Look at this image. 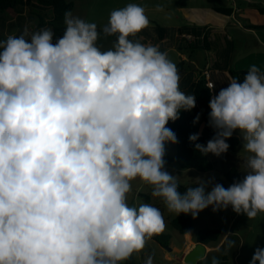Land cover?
Wrapping results in <instances>:
<instances>
[{"label":"clouds","instance_id":"clouds-1","mask_svg":"<svg viewBox=\"0 0 264 264\" xmlns=\"http://www.w3.org/2000/svg\"><path fill=\"white\" fill-rule=\"evenodd\" d=\"M63 23L55 39L50 28L25 26L0 40V264L128 261L165 229L159 208L129 203L134 183L177 216L195 219L209 207L249 220L264 213L260 67L251 65L242 82L229 77L211 96V139L189 136L201 155L219 157L239 131L248 153L243 179L225 188L197 177L182 194L178 176L165 170V146L178 143L167 125L196 107V95L180 89L165 52L130 39L149 26L144 8L129 3L110 13L103 32L117 39L108 50L97 46L95 23L71 11ZM250 264H264V248Z\"/></svg>","mask_w":264,"mask_h":264},{"label":"rangeland","instance_id":"rangeland-1","mask_svg":"<svg viewBox=\"0 0 264 264\" xmlns=\"http://www.w3.org/2000/svg\"><path fill=\"white\" fill-rule=\"evenodd\" d=\"M74 4V8L71 11L74 16H78L87 22H93L97 25V31H99V39L97 43H101V50H108L112 48L115 43V36L106 35L103 32V28L107 25L110 13L115 9H121L129 3H135L144 8L145 14L147 15L150 23L154 21L159 22V18H163V22L169 24V26H184V25H196L199 29L201 36L207 35L213 46L218 48L219 53L215 57L221 64L225 67L234 68L237 63L238 58L248 52L243 49L234 52L231 55H224L225 49L229 47L230 44H244V47L256 46V43L260 42L258 45L260 50H264L261 46V42H264V15L259 14V12L252 11L249 8V3L257 4L255 7H264V0H67ZM25 5L21 6L19 11L21 16H16L15 19L9 14H4L0 16V36H7L5 33V27L2 26L4 21H8L7 25H11V28H15L14 31L19 36L18 24L22 25L24 30L25 26L29 28L30 31H37L41 28L37 27L39 23V16L42 18L50 19L51 11L43 9L37 4L36 0H24ZM212 6L218 7H236L240 8V12L237 13L235 18H230L226 15H221L216 13ZM161 9H168L169 12L165 13ZM45 13V17L42 13ZM159 9V10H158ZM5 19V20H4ZM2 22V23H1ZM225 26V30L221 28ZM45 28V27H42ZM50 28V26H47ZM224 32V34H220ZM255 32V34H254ZM15 33V34H16ZM103 34V38L101 37ZM227 36V38H226ZM104 39V40H103ZM1 40V39H0ZM168 43L175 45L183 42L181 47L185 48L187 43L185 40L174 36L171 32L167 41ZM251 42V43H248ZM198 46L196 49L192 50L194 57L197 56L198 59L204 61L207 56L206 50L202 47V40H198ZM247 43V44H246ZM254 43V44H252ZM180 45H178L179 49ZM172 50L167 54L168 59H170L175 65L180 61L178 56V49ZM182 52L190 55L191 51L189 49H183ZM250 61H248L249 63ZM180 75V81L184 80V75ZM243 78V76L238 75ZM185 81V80H184ZM183 92L187 93V89L183 87L181 89ZM188 115V120L190 121L193 117V113L189 111H184ZM202 120V116L199 117ZM237 137L239 138L240 145L235 152H228L222 154L219 157L213 156V160L216 165L215 168L208 172H199L194 169H182L177 164L168 162L167 159L172 158L176 154V144H166V155L165 159V170L173 175H177L179 183L183 185H188L192 182H196L197 177L208 180L212 179L215 183L226 182L223 173L227 171L232 164L239 166L240 171L244 173L246 171L244 167V160L246 159L248 153L243 151L241 139V134L237 131ZM230 186L229 183H227ZM227 186V187H228ZM139 187V191L137 188ZM151 189L148 186H139L138 183L133 184V192L129 195V203H149L154 207L160 209L164 222V231L154 236L148 241L146 247L143 251L134 254L132 258L138 264H145V261L149 256L152 258V264H181L177 261V258H182L186 246L190 245L192 241L196 239L197 232L204 228H219L222 231L220 242L215 244H210L209 252L204 260H213V258L220 259L223 254L228 257V264H250V260L256 248H264V213L259 214L255 219L249 220L246 215L236 214L232 211L231 207L224 211L213 212L212 208H206L200 212L197 218L193 219L191 214H179L190 217L194 223V228L190 235H183L177 232L171 225L170 221L177 217L174 213H169L163 203L159 198H153L150 195ZM178 215V216H179ZM157 236L160 240L167 241V245L162 247L156 240ZM231 242V246L230 245ZM218 247V248H217ZM167 259H171L169 262Z\"/></svg>","mask_w":264,"mask_h":264},{"label":"trees","instance_id":"trees-1","mask_svg":"<svg viewBox=\"0 0 264 264\" xmlns=\"http://www.w3.org/2000/svg\"><path fill=\"white\" fill-rule=\"evenodd\" d=\"M37 4L43 9V12L45 10L51 11V17L50 19L42 18L39 16V23L37 24L38 28H42L45 26H50L53 33H54V39L57 37H60L63 34L64 31V13L66 11H72L74 8V4L72 2H69L67 0H36ZM25 2L24 0H0V13L2 14H9L13 18L18 16L20 13L19 9L21 6H24ZM214 10L217 11L220 14L230 16L232 14V8H226V7H214ZM257 11L259 14L264 15V7L261 6L257 8ZM40 12V9L37 13H42V15L45 17V13ZM20 24V23H19ZM190 27L183 26L178 29L179 34H189L186 39H183L186 41L187 46L185 48L181 49H189L190 51L197 48L193 44L188 43V39L191 40L190 34ZM173 29L168 27H163L162 25L154 22L153 26L147 27L146 29L142 30L140 33L137 34L135 37H131L130 39L139 41L143 44H152L154 46H157L161 52H165L169 47L164 44V41L166 38L169 37ZM116 36H115V42H116ZM202 47L204 50L208 51L210 50V43L206 40V35L203 37L202 40ZM184 60H181L176 66L178 68L179 73L183 71L184 69ZM210 65V64H209ZM206 65L210 72V78L213 82V85H215L214 91H210L211 89L208 88L205 78L201 75L200 79L197 82H193L191 86V94L196 95V105H200L203 107V113L202 117L203 120L208 124V115L210 112L209 108V100L212 95L216 94L217 90V83L212 75L210 66ZM205 66V67H206ZM205 67L203 69H205ZM202 73V71H201ZM231 77H235L237 79H240L238 74H241L240 76L245 75V72L242 71H232L229 72ZM241 81V79H240ZM242 82V81H241ZM198 116L197 111H194L192 119L188 120V115L181 111L180 118L176 120L175 122L169 121L167 127L173 130V132L176 134L178 143H176V154L174 157L167 159L168 162L177 164L182 169H194L199 172H208L215 168V161L213 160L212 154L208 155H201L199 152H197L194 148V144L189 141V136L191 134H199V121L197 123H193V121ZM210 139L209 136L202 134H199V139L196 141V143L204 144ZM227 143L230 145L228 152H235L237 151L240 141L239 138L233 133V136L227 141ZM224 179L226 182L220 183L225 188H227V183L230 185L234 181H238L243 179V173L240 171L239 166L236 164H232L230 168L223 173ZM196 182H192L188 185H183L180 183L179 191L183 194L186 190V187L189 186H195ZM170 225L180 234L186 235V233H189L194 228V223L190 217L179 215L172 219L170 221ZM221 235L222 231L219 228H204L200 229L197 232L196 235V241L200 242L204 245H210L215 244L217 242L221 241ZM160 237L165 236H157L156 240L157 242L162 246L167 245V241L160 240ZM219 261V264H228V257L226 254H223L220 259H217ZM122 264H138L133 258L129 259L128 261L122 262ZM198 264H212V260H201L198 262Z\"/></svg>","mask_w":264,"mask_h":264},{"label":"crops","instance_id":"crops-1","mask_svg":"<svg viewBox=\"0 0 264 264\" xmlns=\"http://www.w3.org/2000/svg\"><path fill=\"white\" fill-rule=\"evenodd\" d=\"M234 2L236 0H233ZM246 1V0H244ZM254 3H257V0H254ZM257 4H252V3H249V8L252 10V11H255L257 12V7H255ZM214 7H218V6H212V9L214 10ZM159 9H161V7H157ZM226 8H231V7H226ZM158 9V10H159ZM163 10L165 13L169 12V10L167 9H161ZM215 11V10H214ZM216 13H218L217 11H215ZM240 12V8H236V7H233L232 8V14L229 16L230 18H235L237 13ZM220 14V13H219ZM4 14L0 13V16H2ZM22 14L19 13L18 16H21ZM223 15V14H221ZM11 16V15H10ZM12 17V16H11ZM15 19V17H14ZM5 20V19H4ZM154 22L162 25L163 27H168V28H171L173 29L172 33L174 34V36H177L178 38L180 39H186V37L189 35L187 33L185 34H179L178 33V29L183 27V26H169V24L163 22V18H159V22L158 21H152L151 23L152 24H149L148 27H151L153 26ZM2 23V22H1ZM6 23H9L8 21H4V23H2V26L5 27L4 30H6L5 33H7L6 35L7 36H0V39L1 40H6L8 36L10 35H14V36H17V33L14 31L15 28H11V25H7ZM184 26H188L190 27V33H193V34H190L191 36V40L188 39V43H191L193 44L195 47L198 46V40H203V37L205 36H201L200 33H199V29L196 27V25H184ZM47 27V26H45ZM225 26H223L221 28V30H225L226 28H224ZM18 28H19V33H22L23 32V29H22V25L21 24H18ZM99 32V31H98ZM16 33V34H15ZM103 34L102 33V38H103ZM220 34H224V32H220ZM255 34V32H254ZM227 38V36H226ZM168 38H166V40L164 41V44L166 46H168L169 48L165 51L166 54H169V52H171L172 50H176V48L178 47V45H180V48L181 45L183 44L180 43H176L175 45H172L167 41ZM104 40V39H103ZM206 40L210 43V50L206 51L207 52V56L209 57L208 59L206 58L204 61H201L200 59L196 57H194V54L193 52L191 51L190 55L182 52L183 49L179 50L178 48V56L180 57V61L181 60H184V69L182 72H180L179 74H183L184 75V80L182 79V81H180V89H182L183 87H185L187 89V93L188 94H191V84L193 82H197L199 79H200V76H201V71L203 70V68L206 66V65H209L210 66V69H211V72H212V75L217 83V90H216V94L219 92V90L221 88H224V87H227V82H228V78L231 77L229 72L230 70L236 72V71H242V72H245L247 73V71L249 70L250 66L255 64L257 65L258 67L261 68L262 71H264V50H260V47H259V43H256V46H252L250 47V44H248V47H244V44H230L228 48L225 49V52H224V55H231L232 53L236 52L238 53V51L245 49L247 50L248 52H245L244 54H242L238 60H237V63L234 65V68H230L229 67H225L223 64H221L218 60L215 59V57L217 56V54L219 53V50H217L218 48L214 47L213 46V43L209 41L207 35H206ZM248 43H251V42H248ZM247 44V43H246ZM254 44V43H252ZM97 46L102 49V45L101 43H97ZM261 46L264 48V42H261ZM184 48V47H183ZM179 61V62H180ZM248 61H250L248 63ZM178 62V63H179ZM239 75V74H238ZM241 75V74H240ZM244 77V75H243ZM241 81H243V78H241ZM193 111H197V114L198 116H202V113H203V107H201L200 105H196V107L194 109H192L190 111V113H192ZM204 134V135H207L210 137V139L214 136V130L208 126V124H206V122L203 120V117H202V120H199V134ZM234 134L237 136V131L234 132ZM195 241H192L190 245H187L186 246V250L184 251L183 255H182V258H177V261L180 262L181 264H185L184 261H183V258H184V255L190 251L194 245H195ZM223 240L220 241L219 245L222 244ZM206 246V257L208 255V252H209V248L210 247H213V246H210V245H205ZM218 248V247H217ZM205 257V258H206ZM169 262L171 261V259H167Z\"/></svg>","mask_w":264,"mask_h":264},{"label":"water","instance_id":"water-1","mask_svg":"<svg viewBox=\"0 0 264 264\" xmlns=\"http://www.w3.org/2000/svg\"><path fill=\"white\" fill-rule=\"evenodd\" d=\"M206 257V246L195 241L194 247L188 251L183 258L185 264H198L199 261Z\"/></svg>","mask_w":264,"mask_h":264},{"label":"built area","instance_id":"built-area-1","mask_svg":"<svg viewBox=\"0 0 264 264\" xmlns=\"http://www.w3.org/2000/svg\"><path fill=\"white\" fill-rule=\"evenodd\" d=\"M201 75L205 78L208 88L212 89L213 82L210 78V72L207 66L205 67V69L202 70Z\"/></svg>","mask_w":264,"mask_h":264}]
</instances>
